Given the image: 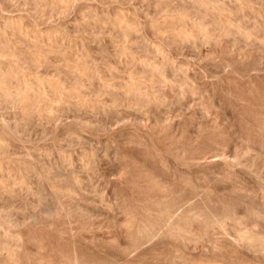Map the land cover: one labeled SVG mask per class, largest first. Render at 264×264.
I'll return each mask as SVG.
<instances>
[{
    "label": "rangeland",
    "instance_id": "rangeland-1",
    "mask_svg": "<svg viewBox=\"0 0 264 264\" xmlns=\"http://www.w3.org/2000/svg\"><path fill=\"white\" fill-rule=\"evenodd\" d=\"M0 97V264H264V0H0Z\"/></svg>",
    "mask_w": 264,
    "mask_h": 264
},
{
    "label": "bare ground",
    "instance_id": "bare-ground-1",
    "mask_svg": "<svg viewBox=\"0 0 264 264\" xmlns=\"http://www.w3.org/2000/svg\"><path fill=\"white\" fill-rule=\"evenodd\" d=\"M43 2H44V1H43ZM2 96H3V95H2ZM2 96H1V97H2ZM6 96H8V95H6ZM6 96H5V97H6ZM1 97H0V100H1ZM24 102H26V100H25ZM25 104H26V103H25ZM57 119H58V117H57ZM11 257H12V256H11Z\"/></svg>",
    "mask_w": 264,
    "mask_h": 264
}]
</instances>
